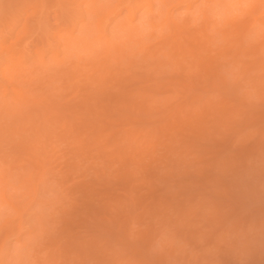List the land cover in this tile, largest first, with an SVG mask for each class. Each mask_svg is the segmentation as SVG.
<instances>
[{"label": "rangeland", "instance_id": "374dc122", "mask_svg": "<svg viewBox=\"0 0 264 264\" xmlns=\"http://www.w3.org/2000/svg\"><path fill=\"white\" fill-rule=\"evenodd\" d=\"M57 1L0 0V264H264V0Z\"/></svg>", "mask_w": 264, "mask_h": 264}, {"label": "bare ground", "instance_id": "6f19581e", "mask_svg": "<svg viewBox=\"0 0 264 264\" xmlns=\"http://www.w3.org/2000/svg\"><path fill=\"white\" fill-rule=\"evenodd\" d=\"M36 1H37V0H36ZM40 1H41V0H40ZM53 1H54V2H55V1L58 2L57 0H53ZM60 1H61V0H60ZM60 1H59V3H60ZM64 1H66V0H64ZM64 1L62 0L63 3H64ZM70 1H73V2H74L73 4H75V7H76V5H77V7H78V10H77V11H79V8H81V7H80V6H81V3H82V2H85V0H69V2H70ZM143 1H145V3L151 8V10L154 9V7H155V3H154L155 0H143ZM216 1H217V0H216ZM54 2H53V3H54ZM69 2H68V3H69ZM59 3H56V4H59ZM66 3H67V2H66ZM64 5H65V4H64ZM71 5H72V4H71ZM37 6H40V5H37ZM54 6H56V5L54 4ZM58 6H59V8H60V5H58ZM58 6H57V7H58ZM188 8H189V9H192L193 7H192V5H188ZM62 10H63V9H62ZM83 11H84V10H83ZM83 11H82V12H83ZM79 13H80V12H79ZM81 15H82V14H81ZM83 16H84V17H83ZM83 16H82V17L80 16L82 19H81V18H77V19H79V20L85 22V19H86V18H85V12H84V15H83ZM131 17H132V18H135V11L132 12ZM77 19H76V20H77ZM76 20H75L76 23H75L74 21H72V23H73V22H74V23H73V24L71 25V27H70V33H71V34H73V32L75 33L76 31L79 32V34L82 33V28H81V26H78V24H77V21L79 22V20H77V21H76ZM168 20L172 23V26H175V25H174V21H173V19H172L171 16L168 17ZM79 24H80V22H79ZM101 24H102L101 26H102L103 32H105V31H104V28H105V27H103L104 24H103V23H101ZM262 24H264V20L262 21ZM25 26H26V25H25ZM104 26H105V25H104ZM110 33L112 34L111 31H110ZM111 34H109V35H111ZM104 35H105V38H107V39H106V42H107L106 45H107L110 41H112V36H109V35H107L106 33H105ZM106 35L110 37V40H109V37H107ZM79 40H80V39H77V41H75L74 44H75V45L78 44V43H79ZM58 42H60V40H59ZM58 42H57V43H58ZM57 43H55V44L57 45ZM58 44H59V43H58ZM109 44H110V43H109ZM108 46H109V45H108ZM55 47H56V46H55ZM117 50H119V49H116V50H115L116 53H119V52L121 53L120 50H119L118 52H117ZM34 60H35V57H34ZM43 62H44V61H43ZM5 63H6V62H5ZM7 65H8V63H7ZM7 65H6V66H7ZM6 68H9V65H8ZM0 75H1L2 77L4 76V70H1V71H0ZM6 89H7V88H5V90L2 92V93H4V94H6L5 97H6L7 99H8V97H11L12 101H15V100H16L17 103L20 101V98H22L21 96H23V94H24V92H23V90H22V92L19 91L18 94L13 92V93H12V96H7L8 93H7ZM19 90H20V89H19ZM8 92H9V91H8ZM22 93H23V94H22ZM6 98H5V99H6ZM11 99H9V100H11ZM22 99H23V98H22Z\"/></svg>", "mask_w": 264, "mask_h": 264}]
</instances>
